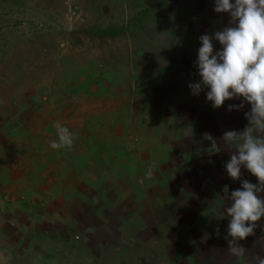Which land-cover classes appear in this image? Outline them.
Masks as SVG:
<instances>
[{
	"label": "rangeland",
	"instance_id": "1",
	"mask_svg": "<svg viewBox=\"0 0 264 264\" xmlns=\"http://www.w3.org/2000/svg\"><path fill=\"white\" fill-rule=\"evenodd\" d=\"M229 19L213 0H0V264H237L222 189L257 178L227 176L222 135L250 105L213 109L187 87L198 37ZM57 121L109 156L98 196H74L61 219L9 181L36 167ZM255 223L243 264L264 256Z\"/></svg>",
	"mask_w": 264,
	"mask_h": 264
},
{
	"label": "clouds",
	"instance_id": "2",
	"mask_svg": "<svg viewBox=\"0 0 264 264\" xmlns=\"http://www.w3.org/2000/svg\"><path fill=\"white\" fill-rule=\"evenodd\" d=\"M215 13H227L229 26L198 37L200 47L194 64L199 80L190 82V94L199 96L204 89L205 99L213 109L224 106L227 100H240L229 104V112L239 111L245 104L246 126L241 131L228 130L222 140L236 151L224 163L227 176L241 180L242 168L257 178V183L241 180L240 187L230 191L223 186V200L229 201L216 218L228 220L224 239L228 251L243 264L247 249L238 242L253 234L257 221L264 217V0H213ZM213 41L221 46L215 49ZM56 139L50 148L56 151L71 149L76 135L68 127L56 122ZM264 264V256L255 258Z\"/></svg>",
	"mask_w": 264,
	"mask_h": 264
},
{
	"label": "crops",
	"instance_id": "3",
	"mask_svg": "<svg viewBox=\"0 0 264 264\" xmlns=\"http://www.w3.org/2000/svg\"><path fill=\"white\" fill-rule=\"evenodd\" d=\"M76 125V134L86 138L88 133L82 129L83 125ZM52 131L56 132L55 129ZM77 143L71 149L56 151L50 148V140H46L37 150L36 167L31 172L28 170L30 168H26L20 176L13 174L9 178L10 185L14 190L19 188L27 196H37L38 200L49 198L56 202L55 211H49L50 217L61 219L68 216L62 210L65 204H69L74 196H98L96 186L102 184L109 174V156L104 148L95 149L91 144L75 145ZM71 252L68 255L73 256L75 251L73 255ZM85 256L90 258L89 253Z\"/></svg>",
	"mask_w": 264,
	"mask_h": 264
},
{
	"label": "trees",
	"instance_id": "4",
	"mask_svg": "<svg viewBox=\"0 0 264 264\" xmlns=\"http://www.w3.org/2000/svg\"><path fill=\"white\" fill-rule=\"evenodd\" d=\"M103 33L107 34V33H108V31H104Z\"/></svg>",
	"mask_w": 264,
	"mask_h": 264
}]
</instances>
